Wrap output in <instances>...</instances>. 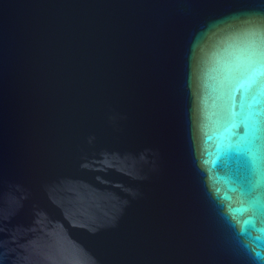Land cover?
Here are the masks:
<instances>
[{"label":"water","instance_id":"obj_1","mask_svg":"<svg viewBox=\"0 0 264 264\" xmlns=\"http://www.w3.org/2000/svg\"><path fill=\"white\" fill-rule=\"evenodd\" d=\"M0 264H264V0H0Z\"/></svg>","mask_w":264,"mask_h":264}]
</instances>
